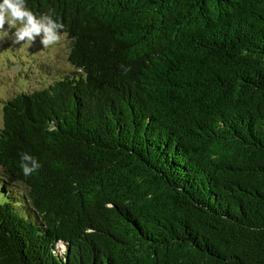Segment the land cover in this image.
Segmentation results:
<instances>
[{
	"label": "trees",
	"instance_id": "16d2710c",
	"mask_svg": "<svg viewBox=\"0 0 264 264\" xmlns=\"http://www.w3.org/2000/svg\"><path fill=\"white\" fill-rule=\"evenodd\" d=\"M26 3L72 70L2 106L0 264H264V0Z\"/></svg>",
	"mask_w": 264,
	"mask_h": 264
},
{
	"label": "rangeland",
	"instance_id": "374dc122",
	"mask_svg": "<svg viewBox=\"0 0 264 264\" xmlns=\"http://www.w3.org/2000/svg\"><path fill=\"white\" fill-rule=\"evenodd\" d=\"M13 41L14 38L0 34V125L4 101L20 91L39 88L58 72L72 70L66 59L69 48L64 35L48 47H43L39 37L31 44Z\"/></svg>",
	"mask_w": 264,
	"mask_h": 264
},
{
	"label": "clouds",
	"instance_id": "9594fccd",
	"mask_svg": "<svg viewBox=\"0 0 264 264\" xmlns=\"http://www.w3.org/2000/svg\"><path fill=\"white\" fill-rule=\"evenodd\" d=\"M7 25V27H5ZM64 25L49 13H34L26 0H0V34L14 38V43H33L39 37L43 47L57 44ZM20 167L24 176L35 173L41 164L28 152L20 155Z\"/></svg>",
	"mask_w": 264,
	"mask_h": 264
}]
</instances>
